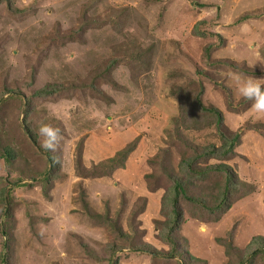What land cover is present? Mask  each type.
<instances>
[{
    "label": "rangeland",
    "instance_id": "1",
    "mask_svg": "<svg viewBox=\"0 0 264 264\" xmlns=\"http://www.w3.org/2000/svg\"><path fill=\"white\" fill-rule=\"evenodd\" d=\"M229 72L264 78V0H0V264H264V113ZM236 132L197 164L231 177L211 212L228 176L180 164ZM176 179L203 206L180 198L174 256Z\"/></svg>",
    "mask_w": 264,
    "mask_h": 264
},
{
    "label": "trees",
    "instance_id": "2",
    "mask_svg": "<svg viewBox=\"0 0 264 264\" xmlns=\"http://www.w3.org/2000/svg\"><path fill=\"white\" fill-rule=\"evenodd\" d=\"M40 93H43V91ZM211 114L215 115L216 124L218 126L222 125L223 120H222L221 112H219L218 110L212 109ZM220 137H221V140L223 141V143L220 147H216L213 145V146L209 147L206 152L198 154L196 157H194V159H190V160L184 159L181 162L180 166L182 167V172L187 174V178L191 179L193 177V175H197V176L199 175V176L206 177V176H209L210 173H214V174L225 173L226 174L224 167L222 166L223 164L217 165V166L209 165L205 168H200V169H198V167H197V164L200 163L199 160L204 159V158H206L208 160L215 159V160H219V161L229 159L230 156L233 154L234 149L237 146V143L239 142L241 136L238 132H236L235 134H232L231 137H227L224 133H220ZM129 152H130V149H124V151L117 153V155L114 158H111L108 160L107 167H106V163L103 164V166H105L106 169L109 168L108 170L112 169L113 166H120L121 165L123 167L124 161L128 158ZM100 167L101 166H98V168H100ZM94 169H97V168L94 167ZM100 173L101 172H98L97 170H95L94 172L91 171L86 175H88V176L90 175L89 177H96V176H99ZM186 174H185V177H186ZM227 176H228L227 185L225 186L224 191L221 193L220 201L212 209L210 208L209 211H211V212H216L217 210H222V213H223L224 211H226V209L231 208L230 204H226L228 201V198H229V189H230L229 183L231 182L230 174ZM82 177H84V176H82ZM185 182H187V180H185V179H176L174 182L173 191L175 192V198L173 201V210H172L173 214H174V218L172 220L173 226H171L169 228L171 230V232H169L165 236V238H167L166 240L171 245V255L173 254L174 256L177 253V246H176V240L172 239L171 233L174 234L175 229L178 227V225L180 224V222L182 220V212L179 208L180 198H183L186 201L191 202L195 205L203 206L202 202L199 199L194 198L193 196L189 195V191H188V188L186 187ZM263 250H264V248H263ZM248 264H250V263H248Z\"/></svg>",
    "mask_w": 264,
    "mask_h": 264
},
{
    "label": "clouds",
    "instance_id": "3",
    "mask_svg": "<svg viewBox=\"0 0 264 264\" xmlns=\"http://www.w3.org/2000/svg\"><path fill=\"white\" fill-rule=\"evenodd\" d=\"M249 30V25H241L242 32ZM227 79L232 81L242 98L253 102L254 111L264 113V78L245 77L241 73L229 72ZM38 133L43 137L41 148L46 151H55L60 140V130L49 124H41Z\"/></svg>",
    "mask_w": 264,
    "mask_h": 264
}]
</instances>
